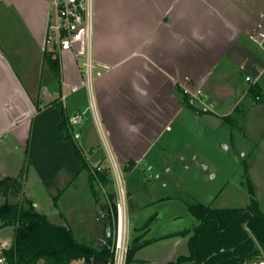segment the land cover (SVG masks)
<instances>
[{
    "label": "crops",
    "instance_id": "0c3cea01",
    "mask_svg": "<svg viewBox=\"0 0 264 264\" xmlns=\"http://www.w3.org/2000/svg\"><path fill=\"white\" fill-rule=\"evenodd\" d=\"M51 12L48 0H0V180L19 174L27 151L23 195L42 188L54 200L44 213L57 224L89 201L100 245L106 201L92 192L81 156L91 167L153 169L181 135L208 125L203 112L184 104L182 89L205 92L231 122L243 115L252 80L264 100L263 52L249 37L264 0H94V57L110 69L90 86L72 51L55 54L46 45ZM128 196L133 225L141 207ZM135 228L131 245H142L128 264L146 260L137 253L149 228Z\"/></svg>",
    "mask_w": 264,
    "mask_h": 264
},
{
    "label": "rangeland",
    "instance_id": "374dc122",
    "mask_svg": "<svg viewBox=\"0 0 264 264\" xmlns=\"http://www.w3.org/2000/svg\"><path fill=\"white\" fill-rule=\"evenodd\" d=\"M207 101L211 102V98L208 97ZM246 102L243 115L233 114L234 122L216 114L218 109L215 113L203 112L207 116L204 118L209 120L208 125L200 122L190 136L181 135L173 150L161 154V160L152 162L153 169L141 166L131 173L123 169L125 188L134 194V200L141 207L140 216L133 225L131 221V237L136 234V226L148 225L149 228L148 234L142 238L145 245L137 253L146 259L141 264H166L169 255L175 259L187 252L189 234L181 232L198 223L188 208L189 204L246 207L254 196L264 211V100L256 102L250 96ZM108 174L112 178L110 170ZM250 184L254 194L250 191ZM96 188L106 201L105 212L110 213V194L115 196L114 180L108 185L99 182ZM27 190L31 194L24 197L33 198V205L37 199L39 212L49 213L54 207V200L42 188L29 186ZM24 197L0 189V205L24 201ZM80 205L84 211H77V205V209L66 213V222L60 223L70 226L78 239L96 243L93 235L101 224L92 215V203L87 201ZM128 208L131 212L130 198ZM13 235V226L0 228V239L13 240Z\"/></svg>",
    "mask_w": 264,
    "mask_h": 264
},
{
    "label": "trees",
    "instance_id": "16d2710c",
    "mask_svg": "<svg viewBox=\"0 0 264 264\" xmlns=\"http://www.w3.org/2000/svg\"><path fill=\"white\" fill-rule=\"evenodd\" d=\"M48 61L59 76L58 61L50 56ZM180 91L184 104L196 110L189 104L188 94L183 89ZM248 92L256 102L263 101L257 83L251 84ZM257 96L260 98L257 99ZM225 119L228 120V116ZM27 154L26 151L17 176H7L0 180L1 190L9 191L14 196L23 195L30 164ZM81 157L89 175L90 188L97 195L96 187L99 182L108 185L112 181L108 174L109 169L91 167L86 157ZM132 165L133 162H130L126 169H130ZM250 191L254 194L251 184ZM110 195L111 198L114 197L113 193ZM24 198V201L17 200L0 205V228L14 227L12 246L7 251L12 264H76L81 261L109 264L112 258L111 238L106 236V231L100 245L82 241L75 236L70 226L53 223L47 214L35 208L31 199ZM189 210L198 219V223L181 232L189 234L188 252L168 264H248L253 260H264V211L254 196L246 207L218 208L192 203ZM137 243L129 248L127 264L142 245Z\"/></svg>",
    "mask_w": 264,
    "mask_h": 264
},
{
    "label": "built area",
    "instance_id": "2783aa9c",
    "mask_svg": "<svg viewBox=\"0 0 264 264\" xmlns=\"http://www.w3.org/2000/svg\"><path fill=\"white\" fill-rule=\"evenodd\" d=\"M52 7L49 21L46 45L55 54L72 51L82 67L87 84L90 86L110 67L98 62L94 57V0H48ZM261 20L253 31L249 33L250 39L262 50L264 60V12ZM247 80H252L250 76ZM252 80V84H253ZM188 102L197 112H216V106L208 102V95L202 90L190 92ZM257 99L260 96L256 97ZM82 113L79 112L71 118L72 123L80 122ZM98 169L101 166L97 165ZM148 170L152 166H147ZM109 170L115 183V196L111 202L109 216L112 221V258L109 264H127V257L131 242V216L128 208V192L125 188L123 169L115 162H111ZM151 177V174L149 175ZM105 197L109 196L106 193ZM108 203V201H107ZM12 246V240L0 239V264H12L7 251Z\"/></svg>",
    "mask_w": 264,
    "mask_h": 264
},
{
    "label": "water",
    "instance_id": "95a60500",
    "mask_svg": "<svg viewBox=\"0 0 264 264\" xmlns=\"http://www.w3.org/2000/svg\"><path fill=\"white\" fill-rule=\"evenodd\" d=\"M103 216L107 219L106 220V223H107L106 236L108 238H111V235H112V221L110 219L109 213H104Z\"/></svg>",
    "mask_w": 264,
    "mask_h": 264
}]
</instances>
